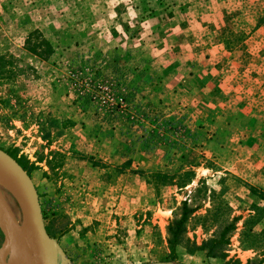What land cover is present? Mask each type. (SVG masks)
Returning a JSON list of instances; mask_svg holds the SVG:
<instances>
[{"label":"rangeland","instance_id":"rangeland-1","mask_svg":"<svg viewBox=\"0 0 264 264\" xmlns=\"http://www.w3.org/2000/svg\"><path fill=\"white\" fill-rule=\"evenodd\" d=\"M0 59V150L58 264H264V0H0ZM147 109L166 146L118 133Z\"/></svg>","mask_w":264,"mask_h":264},{"label":"water","instance_id":"water-1","mask_svg":"<svg viewBox=\"0 0 264 264\" xmlns=\"http://www.w3.org/2000/svg\"><path fill=\"white\" fill-rule=\"evenodd\" d=\"M0 187L15 201L26 229L14 223L15 217L0 191V264L12 250L14 233L26 243L30 264H58L59 248L44 230L37 195L26 172L9 155L0 150Z\"/></svg>","mask_w":264,"mask_h":264},{"label":"trees","instance_id":"trees-1","mask_svg":"<svg viewBox=\"0 0 264 264\" xmlns=\"http://www.w3.org/2000/svg\"><path fill=\"white\" fill-rule=\"evenodd\" d=\"M35 33L36 32L29 33L27 38L25 39V50L31 54H50L51 53V47H50V44L48 41H46L44 39H39L35 44L30 43L31 40H29V39ZM38 47H40L41 50L38 51ZM5 72L6 71L4 70V64H3L2 60L0 59V81L5 80V78L3 77ZM146 107L149 108V106H146ZM149 113L152 114L151 117H149L150 116ZM142 117H143V121H142V123H140V124H142V129L144 132L142 134V136H138V135L136 136V134L133 133L131 131V128L129 127L130 122L125 123L124 121L120 122L119 123L120 125L117 126L118 133H120V135L123 137V139L130 146L141 144V145L146 147L144 149H153L157 146H166L170 140L169 139L170 137H168V136H170V133L172 132V127L170 126L168 121L164 120L160 124L159 119H158L159 116L154 114L153 109L151 110V112H150V109L143 111ZM146 127H148V130H146ZM141 137L144 140L141 141L140 140V139H142ZM15 162L28 175V170H27L26 166L18 160H15ZM258 198L261 200V202L263 203V206H264V197L259 196ZM256 208L258 209V207H256ZM187 214H188V210H186L185 207L183 206L180 217L176 221H174L167 229V232L169 235L168 243H169V247H170V253H172V254L175 251L174 248H175L176 240H177L178 235L181 233V229H182L183 224L186 221ZM257 264H259V262Z\"/></svg>","mask_w":264,"mask_h":264},{"label":"bare ground","instance_id":"bare-ground-1","mask_svg":"<svg viewBox=\"0 0 264 264\" xmlns=\"http://www.w3.org/2000/svg\"><path fill=\"white\" fill-rule=\"evenodd\" d=\"M1 181V178H0ZM14 223L20 227L17 220H14ZM21 228V227H20ZM26 229V224L23 226ZM12 250L9 255L5 258V261L2 264H30V259L27 253L26 243L20 233H14L12 239ZM8 261V262H7Z\"/></svg>","mask_w":264,"mask_h":264}]
</instances>
